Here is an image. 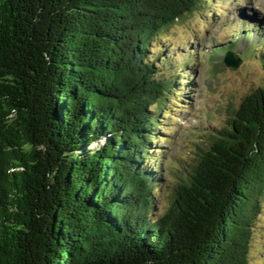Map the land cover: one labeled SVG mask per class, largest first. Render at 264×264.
<instances>
[{
  "label": "trees",
  "instance_id": "16d2710c",
  "mask_svg": "<svg viewBox=\"0 0 264 264\" xmlns=\"http://www.w3.org/2000/svg\"><path fill=\"white\" fill-rule=\"evenodd\" d=\"M200 1L0 0V264H247L264 86L194 146L157 206L150 159L186 73H160L151 49Z\"/></svg>",
  "mask_w": 264,
  "mask_h": 264
},
{
  "label": "rangeland",
  "instance_id": "374dc122",
  "mask_svg": "<svg viewBox=\"0 0 264 264\" xmlns=\"http://www.w3.org/2000/svg\"><path fill=\"white\" fill-rule=\"evenodd\" d=\"M196 8L166 30L151 49L152 55L167 58L160 73L171 77L186 73L177 92L183 98L172 95L167 112L160 116L163 127L154 142L155 158L150 159L161 173L156 190L159 211L182 160L203 137L225 125L245 94L264 86V53L259 49L264 43V0H201ZM231 43L230 51L241 58L236 70L223 64L224 52L220 58L211 55L213 48ZM187 61L191 65L181 68ZM247 264H264V209Z\"/></svg>",
  "mask_w": 264,
  "mask_h": 264
},
{
  "label": "water",
  "instance_id": "95a60500",
  "mask_svg": "<svg viewBox=\"0 0 264 264\" xmlns=\"http://www.w3.org/2000/svg\"><path fill=\"white\" fill-rule=\"evenodd\" d=\"M226 67L236 70L241 63V58L237 57L233 52H226L222 60Z\"/></svg>",
  "mask_w": 264,
  "mask_h": 264
}]
</instances>
